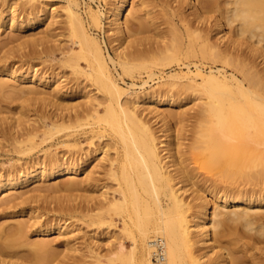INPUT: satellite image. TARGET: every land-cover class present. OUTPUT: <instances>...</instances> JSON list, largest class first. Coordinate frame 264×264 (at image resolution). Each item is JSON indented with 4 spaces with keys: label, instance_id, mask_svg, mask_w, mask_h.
<instances>
[{
    "label": "bare ground",
    "instance_id": "obj_1",
    "mask_svg": "<svg viewBox=\"0 0 264 264\" xmlns=\"http://www.w3.org/2000/svg\"><path fill=\"white\" fill-rule=\"evenodd\" d=\"M82 1L83 6L79 0H53L46 7L39 6V1L27 11L24 9V18L18 17L12 6L0 12V28L6 29L7 35L36 27L29 35L35 45L60 39L55 38L60 36L56 28L63 16L74 44L71 48L63 46L65 43L60 44L62 48L57 44L62 53L58 61L69 67L74 77L60 71L46 73L30 65L21 69L14 63H5L0 71V90L7 85L4 78H16L18 90L27 95L25 101L41 103L47 110L54 106L48 113H40L39 119L27 114H22L25 118H0V156L15 153L6 159L14 162L0 167V206L42 200L41 196L45 198L60 189L61 195L72 191L76 193H71L75 200L79 197L93 202L85 207V201L84 205L80 202L85 212L80 206L83 212L76 210L81 218L88 217L87 223L101 225L107 221V225H113L111 218L105 220L106 214L120 216L122 229L127 234L130 231L131 246L125 249L120 241L112 247L110 244L109 249L114 250L110 256L121 262L153 264L151 245L160 240L164 264H207L202 261L205 257L215 264H241L234 253L242 242L250 238L264 240V0H137L136 4V0H96L98 6L104 2L103 9ZM151 2L163 9L176 4L171 6L172 13H165L178 15L185 28L187 43L181 46L183 51L180 45L185 41L180 31H173L174 43L160 33ZM185 7L187 12L183 11ZM89 24L103 30L106 26L113 54L104 48ZM149 25L160 40L147 51L151 56L145 60V51L136 46L149 39ZM10 36L7 42L15 37ZM182 54L208 59L211 65L206 72L187 65L183 73L171 72L153 87L146 79L140 84L126 81V77H134L136 69H146L151 78L154 65L185 64L179 62ZM78 75L88 83H82ZM197 75L201 77L199 82ZM88 85L93 88L87 89ZM186 89L200 90L194 94L198 101L191 115L194 124L188 145H184L185 133L180 128L187 113H174L168 107L182 103L186 96L181 95ZM71 95L82 96L84 102H61ZM82 121L93 125L77 132L79 128L73 125L82 128ZM71 126L75 132H68ZM57 133L60 139H55V144L73 149L51 152L49 146L42 147ZM81 136L88 146L78 152ZM105 139L111 142L103 143ZM111 145L114 155L108 151ZM36 147H42L41 153L30 156ZM105 167L104 173L116 179L113 186L119 185L117 193L111 192L115 189L109 193L106 185L97 183L100 168ZM88 187H99L96 198L81 193L93 192ZM77 190L81 192L77 194ZM60 194L58 197H63ZM60 207L53 209L51 217L32 207L24 213L20 210L25 218L15 217L13 224L6 221L3 226L0 222V238L8 237L0 245L9 244L7 240L11 238L20 241L21 237L26 243L29 240L25 234L37 224L38 239L26 245L35 241L34 252L40 248L35 253L40 255L38 260L46 259L42 255L50 244L42 240L44 236L57 230L65 244L75 238L77 229L71 216L64 217L66 210L63 213ZM64 207H70V212L74 209L71 205ZM99 244L88 249L102 260L107 255L100 252L102 248L97 249Z\"/></svg>",
    "mask_w": 264,
    "mask_h": 264
},
{
    "label": "rangeland",
    "instance_id": "obj_2",
    "mask_svg": "<svg viewBox=\"0 0 264 264\" xmlns=\"http://www.w3.org/2000/svg\"><path fill=\"white\" fill-rule=\"evenodd\" d=\"M39 1H41L40 4H38ZM79 1L81 2L80 6H83L84 5L83 1L82 0H79ZM85 1L90 3L93 6V8H95V9L98 6V4H97L98 2L96 0H85ZM49 2L52 3L53 0L52 1L51 0H0V12L2 10H4V12H5L6 10L9 9L10 6H12L15 8L16 13L18 14V17L20 16V18H22V17L24 18V17H26L25 11H27L28 8L30 9V7L33 4H38L39 6L43 5V7H46L45 4L49 3ZM41 3H43V4H41ZM136 3H138L137 0L135 1V4ZM103 4H104V2L102 1L98 7L103 9L104 8ZM155 4L156 3L151 2L150 7L153 8V6H154V8L152 10L153 11L155 10L154 14L156 13V15H158V17L156 19V24L158 25V28L160 29V30L159 29L158 30L160 31V33L162 35H164L166 41L173 40V43L175 42L174 41L175 34L173 31H176V30L180 31L183 35V38H184L183 40L185 41V43L183 45H180V51H183V49H181V46L184 47L187 43V36H186L185 28H184L182 22L180 21L178 15L170 14L174 10L171 6L175 7L176 4L172 3V5L170 7H166L168 9L164 8L165 10L163 9V7L161 8V6L159 4H156V5ZM24 9H25V11H24ZM167 10H168V12H170L169 14L165 13ZM183 11L187 12L188 10L185 7V9L183 8ZM142 12L144 13V10L140 11L141 16L143 14ZM168 15H169V17H168ZM143 16H144V14H143ZM61 17H62L61 21H60L61 23L57 24L58 29L56 28L57 31L55 30L56 32L59 31V33H60V36L58 35L55 38L60 37V39H58V41L53 40L52 41L53 43L48 42V45H50V46H48L47 44L45 45L46 42L39 44V45L37 43L35 45V43L33 44V42H31V40L33 41V39L30 40L29 38H31V37H29V35H30V33H33L34 31H36V27H34V26L14 30L11 34L15 37H14V39H12V41H8V42L5 39L8 38V36H10L11 34L7 35V30L4 28H0V40H1L0 41V50H1L0 51V71L3 69L5 63L6 64L7 63H14L15 65L20 66L21 69H24L30 65L33 67L34 66L38 67V68L40 67L39 69L42 70L43 72H45L47 70L46 73H50L53 71L54 72L58 71V73H59V71H60V73L67 74V76H69L70 78L74 77V74L70 73L71 69L69 67L68 68L65 67L61 63V61H58V59L62 55V53L59 51L60 48L57 47L58 42H59V45L62 43H65V44H63V46H68L69 48L74 46L73 41L70 39V37H68V30L65 28L66 24H65L64 20H62L63 16H61ZM143 21H148V20H143ZM171 23L174 24V26L176 27L175 29L172 27ZM64 25H65V27H64ZM91 27H92V25L89 24L90 30L97 34L99 39L102 41L104 48L106 50H108L109 53L113 54L112 48H111V43L109 40L110 36L108 35V32H106L107 31L106 26H104L105 30H103L101 27H95V26H93L92 28ZM147 27L150 29L149 31H148V29L146 31L147 32L146 36H148L149 39L146 38L145 40H142V41H144V43L141 42L142 44H139V45L137 44V46H136L137 48L139 47L140 49H143L145 51V54H146V56L144 57L145 60L149 59V56H151V54L148 53L147 51L150 48H152V45H156L155 44L156 41L160 40L159 35H156L154 33V30H152L153 26L149 25ZM30 31H32V32H30ZM66 37H68V38H66ZM32 38H33V35H32ZM2 41H6V42H2ZM71 44H73V45H71ZM37 46H39V47H37ZM46 46H48V47H46ZM60 46L62 48V45H60ZM45 48H47V49L51 48L50 49L51 52L49 49L47 50ZM46 50H47V52L49 51L50 53H46ZM60 53H61V55H60ZM179 62H184L186 65L183 63L178 65L176 62H172L169 64L161 63L158 65H154L152 68H154L153 70L155 71V73L153 74V76L151 78H148V72L146 69H143V68L139 69V70L136 69L134 77L131 79L129 77H126V81H128V82L133 81L136 84H140L142 82V80L146 79V80H148V83L151 84V86L153 87V86H156V85L162 83L164 80H166L168 78L167 77L168 74H170L171 72L178 71V72L183 73L184 71L187 70V67H186L187 65L192 70L196 69V66H198L204 72H206L209 69V65H211V61L208 59L200 60V58H198V57H185L184 54L179 55ZM217 64L219 65V63H217ZM81 65L82 66L84 65L83 61L81 62ZM227 70L228 71L231 70L229 66L227 67ZM78 76L80 77V80H82V83H84V81L86 83H88L87 80L84 79L85 77L83 78L82 75H78ZM0 78H2V77H0ZM4 80L7 82V85L4 86L5 92L3 89H1L3 91L0 90V92H1L0 93V107H1L0 108L1 109L0 110V118L2 116L5 117V115L6 116L8 115L9 117H16L17 115L18 116L21 115L23 118H25V116L27 114L28 117L32 116V119H33V117H37L39 119L40 116L43 115V113H48V111H51L54 109V106H51V107L49 106V110H47V106L42 105L41 103L38 104V102L30 103L28 101H25V97L27 95H25V93H23L22 90H18L20 85L18 84L19 80H17L16 78L14 79V78L7 77V78H4ZM199 81H201V77H200V75H197L196 76V82H199ZM90 88H93V87L88 85L87 89H90ZM199 93H200V90H195V91L193 90L192 91V89H188V90L186 89V91H183L182 95H181V96H184V95L186 96L182 103L173 104V105L168 106L171 109V111L174 113L184 110V112L187 113L186 116L188 115V117H186V119L181 121V125H180L181 131L183 130L182 132L185 133L184 139H183L184 145H188L191 142V140L189 142V139H188L189 135L191 134V132H190L191 128L194 124V120H193L194 118H192L191 115H193L195 113V109H196L195 103L198 101V100L194 99V94L196 95ZM55 98H53V99H55ZM63 98L64 99L61 98L62 99L61 102L63 104H67V105L73 104V103H81L82 104L84 102L83 97L78 96V95H76V96H72V95L71 96H65ZM42 108H43V112H42ZM102 112H103V110H101V113ZM40 113H42V114L40 115ZM22 114L25 116H23ZM34 119H36V118H34ZM175 120L177 121V118ZM84 121H86V120L84 119ZM87 121H88V123L90 122V120H87ZM81 124L82 125L85 124V125L81 126L82 128L78 127L80 125H78V126H76V124L73 125V126H75L76 130H77V128H79L77 132H81L82 129H83L82 130V132H83V131H85L86 128L88 129L93 125V123L91 125V124H87L86 122L84 123L83 121ZM5 125H7V124H5ZM177 125H178V123H177ZM73 126H71L70 131L63 129L64 131L62 130V132L63 133L67 132V131L68 132H73V131L75 132L76 130H74L75 128H73ZM62 132L60 131L58 133L60 135L62 134L61 136H63ZM58 133L56 134L55 137H53V139L47 140L46 142L42 143V147L47 148V146H49L50 147L49 151H51V152H62L63 150L68 149V148L73 149V146H69L67 148V147L62 146L61 144H58V145L55 144L57 138L60 139V135ZM186 136H187V138H186ZM2 140H4V139L2 138ZM80 141L81 142L79 143V145L76 148V150L78 149V152L83 150L84 148L86 149L88 146L87 140H85L82 136L80 137ZM108 142H111V140L105 139L103 141V143H108ZM1 143L5 144V140L2 141ZM5 147H6V149L8 148V146H5ZM42 147H36L35 149H33V151H31V153H30V156L40 154L41 152H40L39 148H42ZM112 147H113L112 145L109 146L108 151L110 152L111 155L112 154L114 155V153H113L114 149ZM10 154L14 155L15 153H10ZM10 154H7V155L5 154L4 156L2 155L3 159L0 156V167L1 166H4V167L8 166L12 162H14L11 160H8V161L6 160L7 158L9 159L11 157ZM75 154L78 155L77 152H75ZM9 155H10V157H9ZM27 157H29V156H25V158H27ZM12 160H15V159L13 158ZM1 162H4V164L2 165ZM105 169H106V167L103 170L100 168V173H98V175H97V177H98L97 183L99 185H104V186L106 185L109 193H111V192L117 193V189H118L119 185L117 186V184H116V187L113 186L115 184L116 179L114 180V177L112 179L110 174L104 173ZM105 171H107V169ZM116 183H118V182H116ZM98 188L99 187H95V188L92 187L91 189L93 190V192H89L90 190H87L88 192L87 191L81 192L80 190H77V194H78V192L79 193L81 192L84 194H88L89 195V196L87 195L88 197L94 195V197L96 198L97 196H95V195L99 193ZM111 189H115V191H112ZM61 190L62 189H60L58 192L53 191V192L48 193L49 194L48 196H50V197H48V196L45 197V195H44L45 198H43L41 196L40 198H42V200L37 199L35 201L34 200H32L30 202L27 201V202L18 204L15 207H14V205H11V207L9 205H6V207L3 205L0 206V222L2 225L5 224L6 221H9L10 224H13V221H14L13 218H15V217H16V219L23 218V217L25 218V216H23L24 214H22V213H24V211H26L28 208H32V207H34V208L36 207V208H38V210L44 211L48 217L49 216L51 217V216H53L52 213H54V211H55V210L53 211V209H57L60 206L64 207L65 205L68 208V206L71 205L74 207V209H72L71 212L69 211V210H71L70 207L68 208V210L64 209L66 207H64V208L60 207V209H62L63 213L66 210V212L64 213V217H65V215L67 217H68V215H69V217L71 216L70 220H71V222H73V224L75 225L74 227H76V229H77L76 233H75V238L72 239V241L70 243L65 244V241L62 239V236L59 235V231H57V230L52 231L50 234L44 236V239L42 238V240H45V241L47 240L48 243L50 244L49 245L47 243L49 246L46 245V246H48V248L46 249V251H48V252H46V254L44 253L42 255V257L44 255H46L47 258L44 260H38L40 258L39 257L40 255L39 256L35 255V253L37 254V252L40 250V248L37 249V247H35V249L38 250V251L36 250L37 252L36 251L34 252V249H33V247L36 245V244H34V242L36 241V238H37V237L35 238V234H36L35 232H36V229H39V225L36 224V227H35V225L31 226L30 227L31 231L29 230L27 232V234H25L26 236H28V238L26 237L27 240H29L31 242H32V240H35L32 243V244H34V246L32 244L26 245L27 242L29 243V241H27L26 243L23 241L25 243V244H23V242L21 241V240H23L22 237H21V239L18 238L21 241V244H20V241H13L14 239L17 240V238H13V239L11 238L10 240L6 239L7 241H10L9 244H6V242H5V245L3 243H1V245H0V248H1L0 249V264H40L41 261H43L42 264H128V262H121V261L117 260L116 258H113L112 256H110L111 252L114 251V250L110 251V249H109L110 244H112L111 245V247H112L113 245H116L117 242L121 241V243L124 245L125 249H128L131 246V238L128 237V234L130 236V231L127 230L129 232L127 234L125 232V230L122 229L123 225H122V220L120 219V216L117 214L115 215L113 212L106 214L108 216V218H106L105 220H108L111 218L113 225H107V221L105 222V224L100 223L101 225H97L98 223L97 224L91 223V222L87 223V220L89 221L88 217L85 216L84 218H81L83 216L79 215V213H82L83 212L82 210H84L82 208L83 207L82 205H84L86 203L84 205V207H85L86 205L90 204L92 201L91 202L89 201L90 203H88L87 201L83 200L84 198H82V200H83V202H82V200L79 199L78 195H75L76 197H78L77 200H75V198L72 197L73 195L71 196V193H73L72 191H70V192L67 191L66 192V194L68 193L67 195L64 194L65 191L64 192L62 191L63 195H61L60 194ZM110 190H111V192H110ZM59 194L63 197H58ZM73 194H76V193H73ZM68 195H70V196H68ZM64 196H68L67 197L68 199H66ZM84 201H85V203H84ZM80 202L82 203V205L80 204ZM75 203L77 204L76 205L77 208L75 206ZM78 206H80V208L82 210ZM54 207H57V208H54ZM73 207H71V208H73ZM78 208L81 210V212ZM20 210H23L21 215H20ZM73 210H75V211L77 210L79 213L77 211L75 212ZM84 212H85V210H84ZM75 213H77V214H75ZM74 214H75V216H74ZM17 216H19V217H17ZM20 216H22V217H20ZM4 217H5V219H4ZM85 218H87V220ZM2 221H4V223ZM9 223H7L6 225L8 226ZM88 224L90 226H88ZM92 224H96V225H92ZM132 230L133 229H131V231ZM1 235L3 236V234H0V237H1ZM90 235L91 236L93 235L94 237H91ZM14 236H16V235H14ZM14 236H11V237H14ZM5 238H8L7 235L5 236ZM5 238L4 239L0 238V242H4ZM109 239H111V240H109ZM2 240H4V241H2ZM24 240H25V236H24ZM246 240L247 241L242 242L243 245L238 247L239 250L236 253H234V255L239 257L241 264H264V240L261 239L260 241H254L251 238L246 239ZM106 241H108V242H106ZM90 242H93V243L91 244ZM99 242L101 243L102 246L99 244L100 248L98 247L97 249L101 250V248H102V250L100 252L103 253L105 256L107 255L102 260L96 259V257L93 256V253H91V251L88 249V248H91L93 245L95 246ZM107 243H109V244L106 245ZM2 244H3V246H2ZM196 247H199V245L196 244ZM107 249H109V253H108ZM41 252L42 251H40V254H41ZM49 253H50V255H48ZM36 256H38V257H36ZM151 259H152V257H151ZM209 259L210 258L205 257L204 259H202V261L207 262V264H215V263L210 262L211 260H209Z\"/></svg>",
    "mask_w": 264,
    "mask_h": 264
},
{
    "label": "built area",
    "instance_id": "obj_3",
    "mask_svg": "<svg viewBox=\"0 0 264 264\" xmlns=\"http://www.w3.org/2000/svg\"><path fill=\"white\" fill-rule=\"evenodd\" d=\"M151 246L153 248L152 263L164 264L165 255H164V247L162 242L160 240H155Z\"/></svg>",
    "mask_w": 264,
    "mask_h": 264
}]
</instances>
